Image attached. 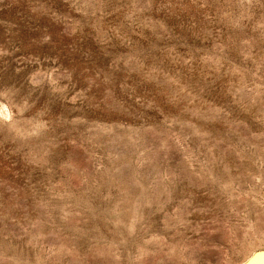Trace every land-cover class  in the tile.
I'll list each match as a JSON object with an SVG mask.
<instances>
[{"label": "rangeland", "instance_id": "1", "mask_svg": "<svg viewBox=\"0 0 264 264\" xmlns=\"http://www.w3.org/2000/svg\"><path fill=\"white\" fill-rule=\"evenodd\" d=\"M259 249L264 0H0V264Z\"/></svg>", "mask_w": 264, "mask_h": 264}, {"label": "water", "instance_id": "2", "mask_svg": "<svg viewBox=\"0 0 264 264\" xmlns=\"http://www.w3.org/2000/svg\"><path fill=\"white\" fill-rule=\"evenodd\" d=\"M243 264H264V249L256 250Z\"/></svg>", "mask_w": 264, "mask_h": 264}, {"label": "bare ground", "instance_id": "3", "mask_svg": "<svg viewBox=\"0 0 264 264\" xmlns=\"http://www.w3.org/2000/svg\"><path fill=\"white\" fill-rule=\"evenodd\" d=\"M252 255H253V254H252ZM252 255H251V256H252Z\"/></svg>", "mask_w": 264, "mask_h": 264}]
</instances>
